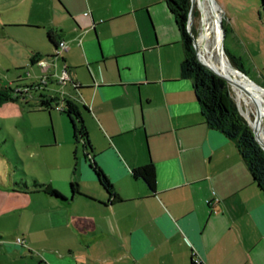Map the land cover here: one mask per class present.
<instances>
[{
	"label": "crops",
	"instance_id": "crops-1",
	"mask_svg": "<svg viewBox=\"0 0 264 264\" xmlns=\"http://www.w3.org/2000/svg\"><path fill=\"white\" fill-rule=\"evenodd\" d=\"M160 2L129 0L114 17L97 16V23L89 14L94 47L85 53L99 76L74 86L79 93L74 104L89 142L87 148L80 142L67 177L74 178L75 191L43 182L59 197L24 183L20 189L29 196L18 200L11 239L0 238V257L8 259L2 264H12L25 249L34 250L30 257L35 255L37 264H190L192 258L200 264H261L264 195L233 142L203 121L191 79L179 72L183 52L176 74L145 72L146 51L181 46L180 37L157 40L149 10ZM216 2L227 27L245 23L222 0ZM53 3L77 24L60 0ZM139 13L152 34L151 43L147 33L138 38L141 47L114 43L105 35L102 41L97 38V26ZM47 29L55 30L56 40L64 43L62 30ZM245 36L240 41L236 37L228 52L241 61L240 54L251 50L254 62L264 69V52ZM132 55L137 57L129 59ZM56 106L53 97L47 110L38 104L36 108L49 116ZM91 160L110 182L111 196L98 183ZM147 165L149 170H141ZM145 178L152 179L151 188Z\"/></svg>",
	"mask_w": 264,
	"mask_h": 264
},
{
	"label": "rangeland",
	"instance_id": "rangeland-1",
	"mask_svg": "<svg viewBox=\"0 0 264 264\" xmlns=\"http://www.w3.org/2000/svg\"><path fill=\"white\" fill-rule=\"evenodd\" d=\"M60 1L78 25L65 19L55 8L53 0H0V83L10 86L13 91L19 87L14 99L0 104V210L2 211L0 238L8 240L11 239L13 234L11 229L19 216L16 209L18 200L21 196L25 198L29 196L24 195L18 183H26L30 186L33 177L37 176L39 181L47 182V184L52 181L65 192L69 190L68 183L74 181V178L71 181L67 180V177L72 172V164L79 156L80 141L72 139L68 118L58 108L66 107L65 102H62L64 97L75 104L78 103L75 95L78 96L79 93L74 89L76 81L84 82L90 80V76H99V68L94 63H90L85 53V49L94 47L89 14L92 23H97V16L109 13L111 17H114L111 14L127 8L126 5L129 2V0ZM222 1L231 8V12L235 13L239 20H241L240 17L245 20V23L239 22L241 24L237 28L227 27L224 13L216 6V0H212L216 7L215 13L222 20L225 30L221 39L224 56L226 57L223 47L229 51L236 37L239 41L247 39L245 34L250 38L253 47H259L264 52V15L259 8V1ZM203 2L202 6L207 12V18L212 23L213 16L210 14L209 4L206 0ZM196 7L189 18L186 15L184 30L188 33L191 29L196 35L198 33L202 35L201 28L199 31L200 11ZM149 17L158 42L166 38L180 37L173 25L172 17L165 9L163 0L149 10ZM144 18L143 13H139L97 26L96 36L100 41L105 35L114 43L128 42L132 45L138 43L140 35L147 33L148 41L151 43L152 34L148 32ZM207 23L208 40L213 51H217L218 33L209 22ZM48 27H57L62 30L65 35L62 46L53 49L47 44L45 30ZM202 45L204 46L203 38ZM34 50L41 53L45 66H41L38 62L29 63V56ZM250 51L248 54L244 50L240 54L243 69L249 79L264 87V69L261 64L254 62L255 58L250 56ZM136 57L132 55L128 58ZM181 57L180 43L146 51L144 53L145 72L147 75H157L160 71L176 74ZM194 57L199 62L195 52ZM107 67L111 68L108 60ZM226 85L237 111L247 122L245 108L248 106L254 109L253 105H245L243 101H239L232 86L227 83ZM40 94L57 98V106L50 109L49 116L47 111L36 108ZM242 94L244 97H249ZM257 114L259 115V112ZM33 251L31 249L28 252L25 249L23 256L16 257L17 260L15 259L12 264H37V257L35 255L30 257ZM261 258L264 260V257ZM262 259L261 264H264ZM7 260L0 257V264L7 263Z\"/></svg>",
	"mask_w": 264,
	"mask_h": 264
},
{
	"label": "trees",
	"instance_id": "trees-1",
	"mask_svg": "<svg viewBox=\"0 0 264 264\" xmlns=\"http://www.w3.org/2000/svg\"><path fill=\"white\" fill-rule=\"evenodd\" d=\"M258 1L259 8L264 15V0ZM189 2L190 0H164L165 6L168 12L171 14L174 24L180 34V41L183 52V57L179 64L180 75L189 77L191 79L192 87L195 97L199 103L200 113L203 121L209 127L220 131L226 138L230 139L233 142L238 154L242 158L248 170L252 182L256 184V186L264 195V151L255 141L251 129L244 117L237 111L233 99L228 94L225 81L195 59L190 35L192 36L193 40L196 37L197 46L198 36L193 30L189 31L190 35L184 30ZM207 3L209 4L210 14H215V16H217V14L215 13L216 7L213 4L212 0H207ZM207 20L209 24L216 29L219 39V27L216 25V21L213 20V22L211 23L208 18ZM220 22L224 34L225 30L222 25L223 22L222 20ZM45 38L52 46H57L58 40H56L57 34L55 30H45ZM223 50L230 64L246 74L240 59L230 54L225 50L224 47ZM198 52L200 60L202 62L209 65L216 72L221 73V71L203 55L199 46ZM39 59V52H32L29 56L30 63L37 62ZM259 86L263 87L262 84H259ZM18 90L19 87H16L15 91H13L10 86L0 83V104L7 100L14 99L17 96L16 91ZM254 91L264 102V91L256 88H254ZM51 100L52 98H48L40 94L37 104L41 109L47 110V108L49 107V102ZM65 106L66 107H60L59 110L68 118L72 139L80 141L81 145L84 148L89 147L86 129L82 123L79 113L76 110L75 104L72 101L66 99ZM90 166L96 175L98 183L106 191V193L111 196L112 186L106 176L94 163L93 160L90 161ZM149 169V165H147L146 167H141V170L143 171ZM136 173H138V171L134 170V174ZM139 173H141V171H139ZM145 180L148 187L151 188L152 179L145 178ZM18 185L24 188L26 187L24 183H18ZM32 187L34 189H40L49 195L61 197V194L55 188L35 179H32V182L29 186V188ZM69 189L72 192L75 191L74 183L69 182ZM190 264H200V262H196L195 259L192 258L190 260Z\"/></svg>",
	"mask_w": 264,
	"mask_h": 264
},
{
	"label": "bare ground",
	"instance_id": "bare-ground-1",
	"mask_svg": "<svg viewBox=\"0 0 264 264\" xmlns=\"http://www.w3.org/2000/svg\"><path fill=\"white\" fill-rule=\"evenodd\" d=\"M203 3H204L203 0H190L191 9H190V13L188 14V18L192 15L194 8L196 7V4H198V7L201 9L203 7L202 6ZM202 10H203L202 15L199 20V31L201 28L202 35L200 33L197 34L198 46L201 52L203 53V55L221 71V73L220 72H217V73L226 76L229 80L233 82V83H230V85L232 86V89L235 91L237 99L239 101H243L245 105H249V104L253 105L254 109L247 106L245 108L244 113L255 135L257 137L261 136V129L262 128L264 129V102L260 98V96L254 91V88L263 90V91H264V88L259 87L254 82L250 81L249 79H246L245 77H243L241 74L237 73L235 70H233L230 67L226 57L223 54L222 48H221V30L220 29H219V39H218L217 51H213L211 47V43L208 40V23H207L208 20L206 17V10H204V8ZM202 38H203L204 46L202 45ZM194 43H195V48H196V53H197V59L200 62H202L199 57L198 46L196 44V37L194 39ZM211 57H213L215 61ZM239 90L242 93L248 95L249 97H244L243 94ZM257 112H259V115L257 114ZM261 117H263V120H261ZM262 144L264 146V138H263Z\"/></svg>",
	"mask_w": 264,
	"mask_h": 264
},
{
	"label": "water",
	"instance_id": "water-1",
	"mask_svg": "<svg viewBox=\"0 0 264 264\" xmlns=\"http://www.w3.org/2000/svg\"><path fill=\"white\" fill-rule=\"evenodd\" d=\"M198 7V6H197ZM190 9H191V7H190V2H189V8H188V12H187V17H188V14L190 13ZM198 9H199V11H200V16L202 15V9H203V7L200 9L199 7H198ZM213 16V20L214 21H216V25L219 27V29L221 30V39H222V36H223V30H222V26H221V20L217 17V16H215V14L214 15H212ZM188 34L190 35V33L188 32ZM190 37H191V43H192V47H193V50H194V52H195V54H197L196 53V48H195V43H194V40L192 39V36L190 35ZM227 59V58H226ZM227 61H228V59H227ZM199 63H201L203 66H205L206 68H208L209 70H211L215 75H217L218 77H220L221 79H223L227 84H229L230 85V83H233L231 80H229L226 76H224V75H221V74H219V73H217V72H215L209 65H207V64H205L204 62H200L199 61ZM228 63H229V65H230V67L233 69V70H235L237 73H239V74H241L243 77H245L246 79H249L247 76H246V74H244L243 72H241L240 70H238V69H236L235 67H233L231 64H230V62L228 61ZM250 81H252L251 79H249ZM252 82H254V81H252ZM255 83V82H254ZM256 84V83H255ZM258 85V84H257ZM259 86V85H258ZM259 87H261V86H259ZM262 88H264V87H262ZM247 91V90H246ZM247 123H249L248 121H247ZM250 125V124H249ZM250 129H251V132H252V135H253V137H254V139H255V141L257 142V144L260 146V148L264 151V146H263V144H262V142H263V138H264V130H263V128L261 129V136H256L255 135V133H254V131L252 130V127H251V125H250Z\"/></svg>",
	"mask_w": 264,
	"mask_h": 264
},
{
	"label": "built area",
	"instance_id": "built-area-1",
	"mask_svg": "<svg viewBox=\"0 0 264 264\" xmlns=\"http://www.w3.org/2000/svg\"><path fill=\"white\" fill-rule=\"evenodd\" d=\"M62 45H63V42H62V41H58L57 46L55 47V49H56L58 46H62ZM37 62H38L41 66H45V62H44L43 59H39ZM15 240H16L17 242H21V241H22V238H21L20 236H16V237H15ZM195 261L197 262L198 260L195 259Z\"/></svg>",
	"mask_w": 264,
	"mask_h": 264
}]
</instances>
